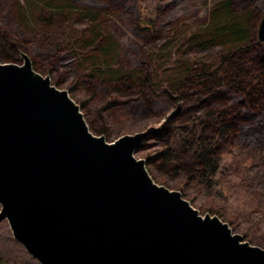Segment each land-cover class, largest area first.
I'll return each instance as SVG.
<instances>
[{
  "label": "water",
  "instance_id": "obj_1",
  "mask_svg": "<svg viewBox=\"0 0 264 264\" xmlns=\"http://www.w3.org/2000/svg\"><path fill=\"white\" fill-rule=\"evenodd\" d=\"M20 55L0 61V219L39 262L264 264V247L153 179L135 155L152 126L107 141Z\"/></svg>",
  "mask_w": 264,
  "mask_h": 264
},
{
  "label": "trees",
  "instance_id": "obj_2",
  "mask_svg": "<svg viewBox=\"0 0 264 264\" xmlns=\"http://www.w3.org/2000/svg\"><path fill=\"white\" fill-rule=\"evenodd\" d=\"M5 1L0 0V60H21L17 54L27 52L34 68L67 85L89 116L90 128L98 132L108 133L113 126L120 127L122 120L154 114L157 94L153 93L165 91L172 108L162 113V122L137 148L143 150L149 142L156 146L146 154L148 169L169 180L182 179L184 186H198L195 191L203 200L212 199L200 203L201 209L217 212L232 224H244L247 238L259 235L264 245V208L256 206L253 188L242 186L231 162L240 155L235 145L264 132V41L251 34L255 0L213 2L211 22L201 43L206 47L220 43L223 50L214 60L184 61L182 73L161 81L164 85L154 80L149 68V56L154 55L150 51L133 58L140 64L138 69L115 63L118 47L114 49L101 30L104 11H89L82 0H32L28 10L12 11V1ZM125 5L126 0H113L107 9L121 16ZM173 6L174 0L158 6L154 18H141L137 7L134 10L138 20L154 28L157 19L168 23L174 17ZM5 11L7 19L17 15L13 31L1 25ZM229 176L234 178L232 184Z\"/></svg>",
  "mask_w": 264,
  "mask_h": 264
},
{
  "label": "rangeland",
  "instance_id": "obj_3",
  "mask_svg": "<svg viewBox=\"0 0 264 264\" xmlns=\"http://www.w3.org/2000/svg\"><path fill=\"white\" fill-rule=\"evenodd\" d=\"M11 1L12 4L10 7L12 11L14 9L19 10L20 8L26 11L30 8L32 3V0ZM82 1L85 9L89 11H104L101 14L104 18L101 30H104V32L108 34V43H111L114 49L118 47V52L117 54L115 53L113 57L115 63L124 62V68L135 66L138 69L140 64H135V59L133 58L138 54L145 56L150 51L151 53H154V55L149 56L151 58L149 60L151 62L149 68L153 69L151 71L154 80H159L160 85H164L161 81H171L180 75L185 66L184 61H189L190 58L192 59L194 57L211 58L214 60L217 59V52L220 53L223 50L222 44L220 43L212 44L209 47H206L205 44L201 43L204 42L203 40L206 38L205 28H207L211 22V14L213 11V6L211 5L213 2H219L220 0H174V6L171 9V12L175 14L174 17L170 19L168 23H163L160 19H157L154 28L151 25L147 28L144 25L145 23L141 22V19H137V13L134 10V7H137V12L139 16H142L141 18H154L157 14V7L168 3L170 0H126L125 6L127 8L123 11L121 16L115 15L107 9V7L111 6L113 0ZM79 2L81 1L79 0ZM7 3L8 1H5L3 5L6 6ZM238 6L239 3L235 7ZM255 6H257V13L253 22L254 25L252 26L251 34L252 37L257 39V26L261 17L264 15V0H255ZM7 13L8 11H5L2 15L1 21L3 24L1 25L5 26L8 31H13V27L18 23L17 15L12 14L11 19L10 17L7 19ZM151 29L154 30L153 33L151 32ZM191 32L196 33L194 37L192 36L193 33L189 36ZM164 38H166V41L163 44H160ZM159 44L160 46H158ZM17 56L21 59L20 53L17 54ZM14 62L20 63L21 60H15ZM42 73L44 74L45 72ZM147 73H149V71H147ZM49 74L51 75L53 83L59 87L66 88V84L56 83L54 80L55 76L51 73ZM161 87L164 86H160L159 88L162 89ZM153 94H157L153 96L154 104H152V109L154 108L153 110H155L154 114L141 119L132 118L129 120L126 119V121L122 120L123 124H121L120 127L113 126L108 133L98 132L93 128H91V130L95 133H103L105 139L108 141L123 133L140 131L150 126L154 127L159 125L164 119L162 113L169 111L172 108V103L170 97L165 91H160L159 94ZM84 117L89 127H91L89 116H86L84 113ZM124 122H126L125 125ZM123 126L124 129L120 130L119 128ZM154 148H156V146L154 147V145L149 142L148 147H145V149L140 151L137 150L135 155L137 157L146 158V154L152 152ZM234 149H236L235 153L240 155H235L232 158V167L234 170L238 171L240 179L242 180V186L253 188L252 191L256 198V206L263 209L264 132L257 134L245 144L239 143L235 145ZM244 158L247 161L245 165H243ZM152 173L151 176L157 183L163 184L170 189L180 190L182 197L187 199L194 208L198 209L201 215H204L205 212L217 214L222 220L228 222L232 232L242 234L243 240H248L251 244L264 247L259 235H253L252 239L247 238L244 234V224H232L226 217L221 216L217 212L201 209L199 205L200 203L203 204L212 199L207 198L203 200L200 193L195 191V188L198 186H195L194 184L184 186L182 185V179L169 180L163 175ZM228 180L229 184H232L234 178L229 176ZM216 202H218V200H213L215 205ZM0 264H42L13 237L5 217L0 219Z\"/></svg>",
  "mask_w": 264,
  "mask_h": 264
}]
</instances>
